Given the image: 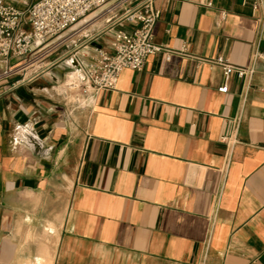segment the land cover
I'll list each match as a JSON object with an SVG mask.
<instances>
[{
	"label": "crops",
	"instance_id": "crops-1",
	"mask_svg": "<svg viewBox=\"0 0 264 264\" xmlns=\"http://www.w3.org/2000/svg\"><path fill=\"white\" fill-rule=\"evenodd\" d=\"M154 5L155 43L192 56L152 54L86 109L78 65L113 31L84 19L0 84V264H264V0Z\"/></svg>",
	"mask_w": 264,
	"mask_h": 264
},
{
	"label": "built area",
	"instance_id": "built-area-1",
	"mask_svg": "<svg viewBox=\"0 0 264 264\" xmlns=\"http://www.w3.org/2000/svg\"><path fill=\"white\" fill-rule=\"evenodd\" d=\"M244 1L251 3L254 10L263 3V0ZM104 5H108L106 12L113 17L106 26L113 31L112 50L96 47V55L89 63L78 62L85 90L92 95L115 89L124 68L140 70L152 54L163 52L167 59L174 53L192 56L185 47L174 51L155 43L154 27L161 16V9L154 5V0H38L25 10L8 0H0V84L18 74L24 78L26 70L31 67V74L43 70L45 65L35 64L50 53L51 41L58 40L57 45L65 40V32ZM121 10L122 13L117 15ZM196 58L222 66L226 76L234 70L239 76L254 72L253 66H236L224 57ZM20 81L17 79L13 85ZM225 89L220 87L221 91ZM224 141L231 144L232 139L224 137Z\"/></svg>",
	"mask_w": 264,
	"mask_h": 264
},
{
	"label": "rangeland",
	"instance_id": "rangeland-1",
	"mask_svg": "<svg viewBox=\"0 0 264 264\" xmlns=\"http://www.w3.org/2000/svg\"><path fill=\"white\" fill-rule=\"evenodd\" d=\"M108 8H109L108 5H104V6H101V7L97 8V9H95L94 11H92L87 17H85V21L91 18L90 21H87V23H85V24H87L88 27L92 26V28L94 30H96V31L97 30H106V26L109 24L108 22H111V20L113 19V17L110 16V14L108 12H106ZM122 11L123 10L117 12V15L121 14ZM92 28H91V30H92ZM54 54H56V53H54ZM56 56H58V55H56ZM56 56H54V58ZM38 64H41V63H36L35 65L37 66ZM31 69H32V67L29 68L28 70H26V72H28V71L30 72ZM20 76L22 77V74L15 75L14 77H20ZM84 82L85 81L83 80V82H82L83 84H81L80 87H81L83 93H85L83 105L87 109L92 103V98H91V93L89 94V92H87L85 90L86 85H85Z\"/></svg>",
	"mask_w": 264,
	"mask_h": 264
}]
</instances>
